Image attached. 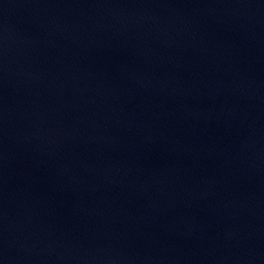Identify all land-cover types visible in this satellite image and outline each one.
Listing matches in <instances>:
<instances>
[{
    "label": "water",
    "instance_id": "water-1",
    "mask_svg": "<svg viewBox=\"0 0 264 264\" xmlns=\"http://www.w3.org/2000/svg\"><path fill=\"white\" fill-rule=\"evenodd\" d=\"M0 264H264V0H0Z\"/></svg>",
    "mask_w": 264,
    "mask_h": 264
}]
</instances>
